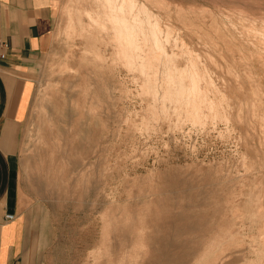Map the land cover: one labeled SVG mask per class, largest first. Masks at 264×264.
Returning <instances> with one entry per match:
<instances>
[{"label":"rangeland","instance_id":"374dc122","mask_svg":"<svg viewBox=\"0 0 264 264\" xmlns=\"http://www.w3.org/2000/svg\"><path fill=\"white\" fill-rule=\"evenodd\" d=\"M127 4L68 0L26 76V264H264V0Z\"/></svg>","mask_w":264,"mask_h":264},{"label":"crops","instance_id":"0c3cea01","mask_svg":"<svg viewBox=\"0 0 264 264\" xmlns=\"http://www.w3.org/2000/svg\"><path fill=\"white\" fill-rule=\"evenodd\" d=\"M66 8L68 0H0V264H26L19 158L26 76L51 49L54 21Z\"/></svg>","mask_w":264,"mask_h":264},{"label":"bare ground","instance_id":"6f19581e","mask_svg":"<svg viewBox=\"0 0 264 264\" xmlns=\"http://www.w3.org/2000/svg\"><path fill=\"white\" fill-rule=\"evenodd\" d=\"M106 1L108 3V8H109L108 10L111 13V17L114 19L113 22L118 24L119 26L124 25L125 34H127V35L131 34L132 30H133V23H132V19L128 15V13L132 12V10L130 9L129 4H127V0H118V1L106 0ZM126 5H128V6H126ZM52 133H54L53 129H52ZM66 137L67 136L65 134L60 133V135L58 134L54 139H57L56 143L60 145V141L65 140L64 138H66Z\"/></svg>","mask_w":264,"mask_h":264},{"label":"built area","instance_id":"2783aa9c","mask_svg":"<svg viewBox=\"0 0 264 264\" xmlns=\"http://www.w3.org/2000/svg\"><path fill=\"white\" fill-rule=\"evenodd\" d=\"M8 219H13V216L12 215L8 216Z\"/></svg>","mask_w":264,"mask_h":264}]
</instances>
